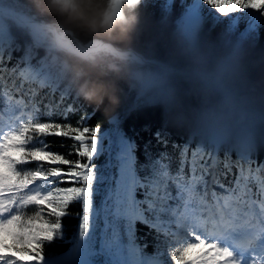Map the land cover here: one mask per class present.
Listing matches in <instances>:
<instances>
[{
    "label": "snow or ice",
    "instance_id": "snow-or-ice-1",
    "mask_svg": "<svg viewBox=\"0 0 264 264\" xmlns=\"http://www.w3.org/2000/svg\"><path fill=\"white\" fill-rule=\"evenodd\" d=\"M150 6L159 7L161 23L171 22L178 48L193 58L206 47L225 46L233 74L264 32V0H111L108 15L133 11L138 32ZM42 19L29 0H0V117L6 108L10 113L6 127L0 119V264H264V161L258 155L264 141L258 144L247 131L228 151L224 131L212 127L177 143L165 120L152 133L161 150L146 146L140 163L138 145L120 120L107 131L89 126L95 109L88 113L73 89L85 82L74 68L110 75L109 69L120 71L124 54L109 48L107 58L95 59L59 33L56 47L78 57L75 65L60 64ZM220 26L214 43L211 33ZM168 71L139 73L137 106L178 103ZM81 111L74 125L69 117ZM48 137L59 138L60 147L72 141L70 150L56 151ZM101 156L106 160L98 165ZM233 169L235 178L226 184L222 177ZM70 216L78 225L69 238L63 219ZM137 222L156 233L154 255L136 243ZM64 243L72 245L66 253L50 251Z\"/></svg>",
    "mask_w": 264,
    "mask_h": 264
},
{
    "label": "trees",
    "instance_id": "trees-1",
    "mask_svg": "<svg viewBox=\"0 0 264 264\" xmlns=\"http://www.w3.org/2000/svg\"><path fill=\"white\" fill-rule=\"evenodd\" d=\"M21 3L25 0H19ZM34 11L42 16V22L54 27L58 33L68 31V37L74 43L87 45L92 42H109L116 48L122 50H130L139 53L143 58L162 62L166 65L174 66L182 70H201L202 65L205 64V70L209 73H214L226 85L232 87L236 91L242 93L249 101L248 105L236 103L240 109L259 110L264 113V32L261 33V38L257 46L250 50L243 58L242 68L238 74H233L226 66L227 48L223 45L216 44L211 48L202 49L201 53L208 52V57L193 58L192 56L182 52L176 43L173 36V28L171 22L167 25L161 23V12L159 7H148L144 10L143 24L138 32L133 30L130 33V38L127 40L110 39L100 31H91L87 27L76 23L69 22L65 16L53 12L39 11L38 3L34 0H29ZM179 8L174 13L179 15ZM127 10H124L126 13ZM222 27H217L211 33L210 39L215 43L217 36L221 33ZM134 29V28H133ZM49 46V45H48ZM52 56L57 59L58 63L63 65H75L78 57L56 49L52 46ZM43 55L44 52L42 51ZM19 55V53H17ZM109 55L100 53L94 55L95 59H104ZM117 63L121 66L118 74L111 73L110 75L100 76L99 72L90 74L84 71L85 75L81 80H87L90 75L91 80H100L111 84L115 88L116 95L120 102L113 106L107 100L97 107L94 104L87 103L82 97L80 103L88 113H92L95 109L94 115L88 121L89 126L100 125L101 130L110 128L108 123L110 118H118L121 120L120 125L128 136L135 139L138 149L136 155L139 162H144V150L148 146L152 153L159 152L160 146L157 145L152 133L156 131L161 124L167 120L169 122V129L172 132L171 140L177 143H183L184 139L197 134H204L212 126L215 117H218V127L225 132L226 122L231 125V131L223 137L224 148L228 151L232 150V145L245 132L251 131L254 133L258 144L264 141V116H242L230 112L221 94L215 90L207 89L200 81L190 75L170 73L169 79L175 84L178 92V103L172 107H168L160 102L154 104L141 102L137 106V101L134 109L128 112L133 107V100L135 94L139 91L138 84L134 89H130L132 81L131 76L135 72H150V74L162 73L161 70L149 66L138 65L130 60H118ZM74 75L78 76L81 72L78 69H73ZM74 92H78L77 85L73 84ZM148 95H155L150 92ZM81 111L69 117L71 122L75 125L76 121L83 115ZM59 120L60 117H55ZM53 141V148L56 151L67 154L70 150L72 141L68 140L64 143L66 147H60V139L56 137H48ZM149 142H151L149 144ZM169 152H172L171 145H169ZM224 153L221 152L223 158ZM259 158L264 161V147L259 149ZM76 159L75 156L70 157ZM106 157H100L95 161L98 165L105 163ZM176 165L174 164L173 167ZM222 171H227L223 169ZM235 169L232 174L226 178L222 177L227 184L235 178ZM138 198H142L138 193ZM78 206H73L71 211L73 213L79 212ZM31 214V209H29ZM63 223L67 227V236L72 237L77 231L78 220L75 216L65 217ZM156 233L149 229L142 223L136 224V243H138L145 251L154 252L157 249V241L155 239ZM147 245V247H144ZM72 245L70 243L59 244L50 249L53 254H60L66 252ZM164 247V246H163Z\"/></svg>",
    "mask_w": 264,
    "mask_h": 264
},
{
    "label": "clouds",
    "instance_id": "clouds-1",
    "mask_svg": "<svg viewBox=\"0 0 264 264\" xmlns=\"http://www.w3.org/2000/svg\"><path fill=\"white\" fill-rule=\"evenodd\" d=\"M41 5L39 11L53 12L65 16L69 22H76L89 30L100 31L106 37L117 40H127L135 27L136 17L131 10L123 13V18L112 19L109 17V5L111 0H34ZM112 73L118 74L117 69H109ZM84 73H80L77 79H81ZM100 76L105 75L103 71ZM80 96L89 104L97 107L106 100L115 106L119 103L115 88L100 80H85L77 84Z\"/></svg>",
    "mask_w": 264,
    "mask_h": 264
},
{
    "label": "water",
    "instance_id": "water-1",
    "mask_svg": "<svg viewBox=\"0 0 264 264\" xmlns=\"http://www.w3.org/2000/svg\"><path fill=\"white\" fill-rule=\"evenodd\" d=\"M44 29L48 30L49 33L52 36V45H51L52 47H54L56 49H59V50H63L65 52H68V53L73 54V55L76 56V54L73 53V52H69V51H67L65 49H60V48L56 47V46H59V45L54 42V37H55V35L57 33V30L54 27H52L49 24H45L44 25ZM99 43L102 44V49L98 50L99 52H94L95 54L106 53V54L109 55L108 49L109 48H115L116 50H118L122 54H124L125 59H123V60H130V61L136 63L134 60H132V57L133 56L142 57L137 52L130 51V50H122V49L116 48L114 45H112L109 42L99 41ZM143 59L146 61L145 64H143V65L138 64V63H136V64L141 65V66L149 65V66L155 67V68L163 71V73L165 72L166 69H168L169 71H168L167 74L179 73V74H185V75L193 76L198 81H200L207 89L215 90V91L219 92L220 94H221L222 90H224V89L228 90L229 91V95H228V98L226 99V102L224 101V98H223L222 94H221V97H222V100L225 103L226 108L230 112H232V113H234L236 115H242V116H259V115H261V116H264V113L259 111V110L237 109L235 107V102H234L235 99H238V100H240L241 102H243L245 104H249L248 99L242 93H240L239 91H236L232 87H230V86L226 85L224 82H222L218 78V76H216L214 73L204 72V71H201V70H182V69H179V68L174 67V66L166 65V64H164L162 62H159V61L149 60V59H145V58H143ZM214 81L216 82V84L212 86L211 83L214 82ZM137 96H138V93L134 97V105H133V107H131L128 110V112L131 111L132 109H134V107L136 105V101H137Z\"/></svg>",
    "mask_w": 264,
    "mask_h": 264
},
{
    "label": "rangeland",
    "instance_id": "rangeland-1",
    "mask_svg": "<svg viewBox=\"0 0 264 264\" xmlns=\"http://www.w3.org/2000/svg\"><path fill=\"white\" fill-rule=\"evenodd\" d=\"M13 2H19V3H21L19 0H4V3L7 5V4H9V3H13ZM127 10V9H126ZM127 11H129V10H127ZM243 27V25H241V28ZM65 32H68V31H64L63 33H61V35H62V37H63V40H64V42H66V43H68V44H70V45H72V46H75V47H77V46H80L78 43H74L72 40H71V38L70 37H68V34H69V32H68V34H65ZM47 34H48V36H47V43H48V45L49 46H51L52 45V36H51V34L49 33V32H46ZM59 34V33H58ZM100 53H98V54H95V55H99ZM94 56V55H93ZM92 56V57H93ZM200 57H208V52H204V53H200ZM201 71H204V72H206V70H205V64H203L202 65V68H201ZM139 73L140 72H135V73H133L132 74V76H131V79H132V81H131V83H130V89L132 90V89H134L135 88V86H136V84H138V76H139ZM145 73H150V72H145ZM216 75V74H215ZM217 76V75H216ZM6 78H7V76H6ZM14 78V77H13ZM9 87H10V85H8ZM139 92V91H138ZM155 94V93H154ZM7 100V99H6ZM236 100L240 103V104H244V105H248V104H245V103H243V102H241L240 100H238V99H235V107L237 108V109H240L239 108V105L236 103ZM155 102H157V101H155V100H153L150 104H154ZM160 103H162V104H164L163 102H160ZM133 105H134V102H133ZM243 110H249V109H243ZM7 115H9V113L8 112H5L4 114H3V116L2 117H6ZM115 119H118V118H115ZM218 119V117H215L214 118V125H212V126H214V127H216V128H219L218 127V124L216 125V121H218L217 120ZM120 120V119H119ZM120 122H121V120H120ZM109 125H110V127L112 126L111 125V122H109ZM225 129H226V131L224 132V137L231 131V125L228 123V122H226V127H225ZM108 130V129H107ZM107 130H104V131H107ZM105 143H107V141L105 142ZM102 157H104L105 158V156H102ZM165 252H167L166 250H164ZM156 253V252H155ZM154 253V254H155ZM25 259H27L26 257H25Z\"/></svg>",
    "mask_w": 264,
    "mask_h": 264
},
{
    "label": "bare ground",
    "instance_id": "bare-ground-1",
    "mask_svg": "<svg viewBox=\"0 0 264 264\" xmlns=\"http://www.w3.org/2000/svg\"><path fill=\"white\" fill-rule=\"evenodd\" d=\"M45 30V32H49L48 30H46V29H44ZM57 34H58V32L56 33V35H55V37H54V42L57 44V41H56V36H57ZM66 43V42H65ZM66 44H68V43H66ZM70 47H72V48H74V49H79V48H81V47H87V48H89V56H93V55H95V53L94 52H99L98 50H101L102 49V44H100L99 42H92V43H90V44H87V45H80V46H77V47H75V46H72V45H70V44H68ZM162 73H163V71H162ZM212 84V86L213 85H215L216 84V82L214 81V82H212L211 83ZM221 94H222V96H223V98H224V101L226 102V99L228 98V95H229V91L228 90H226V89H224V90H222L221 91ZM114 118H110L109 119V122H111L112 120H113ZM218 124V121H216V125ZM67 251H69V250H67ZM66 251V252H67ZM66 252H63V253H66ZM146 254H148V255H151L150 253H146Z\"/></svg>",
    "mask_w": 264,
    "mask_h": 264
}]
</instances>
